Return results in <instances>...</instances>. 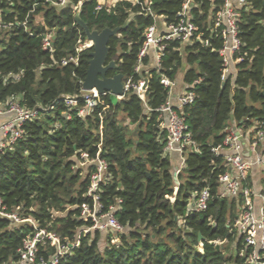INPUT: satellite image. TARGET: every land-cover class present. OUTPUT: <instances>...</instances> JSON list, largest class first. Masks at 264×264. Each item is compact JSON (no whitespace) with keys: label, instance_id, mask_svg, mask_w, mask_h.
Returning <instances> with one entry per match:
<instances>
[{"label":"trees","instance_id":"1","mask_svg":"<svg viewBox=\"0 0 264 264\" xmlns=\"http://www.w3.org/2000/svg\"><path fill=\"white\" fill-rule=\"evenodd\" d=\"M52 1L0 0L1 21L12 24L0 31V103L18 96L26 108L48 106L61 94L81 90L92 48L78 54L76 65L59 63L75 55L77 41L86 38L74 24L77 10L88 27L97 30L120 26L132 14L109 39L107 61L114 60L117 69L106 75L119 71L124 81L147 78V91L145 100L128 90L115 103L110 94H102L87 116L73 114L70 119L64 115L67 107L59 102L48 114L24 123L23 136L0 152L3 210L23 219L0 215V264L47 261L56 250L47 241L37 245L33 263H25L19 254L24 239L41 229L57 235L62 244H73L58 264H244L236 254L241 240L232 226L236 201L218 195L217 180L227 166L212 149L221 145L232 121L245 127L264 121V0H246L239 9L242 59L234 76L221 78L222 59L216 50L222 42L209 29L221 0H193L197 6L190 8L208 45L170 41L164 50L162 73L184 84L202 79L192 87L194 100L182 108L199 152L184 153L178 185L173 180L174 160L163 150L166 131L157 111L168 90L159 81L152 53L135 71L152 17L130 0L100 8H96L99 0H67L61 7ZM182 2L151 0L150 7L170 23L178 19ZM24 20L32 34L21 26ZM46 33L52 37V52L42 48ZM8 74L19 78H6ZM82 152L90 157L99 153L106 161L104 180L97 187L101 212L114 205L122 231L84 232L92 225L81 209L83 204L93 207L87 190L95 164L81 166ZM203 188L210 193L206 209L190 210V202ZM217 242L231 245L235 254L227 256L220 245L216 248Z\"/></svg>","mask_w":264,"mask_h":264},{"label":"built area","instance_id":"2","mask_svg":"<svg viewBox=\"0 0 264 264\" xmlns=\"http://www.w3.org/2000/svg\"><path fill=\"white\" fill-rule=\"evenodd\" d=\"M96 8L102 5L110 6L114 1L99 0ZM116 1V0H115ZM132 3L139 5L141 11L145 15L152 17L153 22L146 28L144 32V41L138 53L135 71H140L141 59L152 53L153 65L158 69V78L160 83L168 90V98L166 102L157 109L159 112L160 127L165 129V140L163 150L165 153L175 150L180 156V167H176L174 171L179 172L184 161V153L191 149L199 152L197 145L191 139L190 131L182 114V108L190 104L195 98V91L192 87L198 84L201 77L194 79L190 84H184L177 80L170 79L161 72L162 57L164 50L170 41H177L179 44H191L194 41L208 45V40L203 38L198 32V27L194 23L190 15V8L197 6L193 0H183L181 9L177 13L178 19L175 22H166L163 15L155 14L150 7L151 0H130ZM218 9L212 15L210 21L212 33L221 38V47L216 51L222 59L221 78L225 80L229 75L234 76L237 68L236 65L241 61L239 57L241 47L243 45L239 36V28L237 20L240 16L239 9L246 3V0H221ZM67 3V0H55L52 4L61 7ZM12 26L11 23L5 24L0 18V31L3 28ZM29 34H32L27 27V21L21 22ZM92 42L85 38L79 39L75 47L76 54L63 57L59 63L67 65L78 63V54L85 49H90ZM42 48L44 50L53 51L52 37L50 33L43 34ZM213 50V49H212ZM185 66V64H184ZM6 78L18 79V74H8ZM82 83V81H81ZM124 94L128 90H133L137 96L145 100L147 91V78H141L137 82L128 78L123 82ZM176 90V91H175ZM107 94V93H105ZM123 94V96H124ZM102 95L96 89L81 90L74 94H61L59 98L48 106H36L26 108L20 104L18 96H11L5 103H0V117L8 115L0 121V152L10 148L15 142L23 136V125L25 122L34 120L41 115L48 114L54 109L57 103H63L67 107L64 112L65 118L70 119L73 114L78 117L87 116L96 106L98 97ZM121 96V97H123ZM120 98V97H119ZM74 111L72 113L71 111ZM228 125L225 128V136L220 146H216L212 151L216 155H222L223 161L227 166V170L219 175L218 195L221 198L235 200L237 205L236 217L233 220V228L236 229L241 246L236 250V254L243 258L244 264H264V182L255 186L250 181V169L258 166L264 169V121H253L248 127L241 123ZM55 128L59 126L56 123ZM248 135V152L250 158H244L242 141ZM82 159L79 164L82 166L86 163H94L95 170L91 175V183L87 190V195L93 199V207L87 204L82 205L81 215L84 218H90L92 225L84 232L91 229H99L104 231H122V226L117 221L114 212L116 207L109 206L105 212H101V203L97 187L99 182L104 180V174L107 169V163L96 153L94 157H90L88 153H81ZM235 170V171H231ZM264 172V171H263ZM210 193L208 188H203L195 195L190 202V210L200 212L206 209ZM121 202L120 199L117 201ZM0 215L13 218L15 221H22L16 214L6 213L3 210L2 200L0 199ZM55 246V252L47 261L42 264H58L59 259L67 255L73 244H62L54 233L46 232L44 229L37 230L32 236L27 237L23 241L19 254L25 263H33L35 260L37 245L46 243ZM117 241V238L112 239ZM78 244V241H76Z\"/></svg>","mask_w":264,"mask_h":264},{"label":"water","instance_id":"3","mask_svg":"<svg viewBox=\"0 0 264 264\" xmlns=\"http://www.w3.org/2000/svg\"><path fill=\"white\" fill-rule=\"evenodd\" d=\"M131 17L132 14L120 26L114 28L104 27L101 30L90 29L87 23L81 19L78 10L73 17L74 24L82 28L86 38L92 42V50L89 52L90 59L88 60V67L81 87L83 90L96 89L99 94H110L114 103L122 98L121 96L124 94V75L119 71L111 76L106 75L109 70L117 69V64L114 60L107 61L108 42L111 36L116 35L128 24ZM182 68H184V65ZM173 180L176 185L179 184L175 171L173 172ZM201 238L202 236L199 234L198 239L200 240ZM216 248L218 249L219 245H216Z\"/></svg>","mask_w":264,"mask_h":264},{"label":"crops","instance_id":"4","mask_svg":"<svg viewBox=\"0 0 264 264\" xmlns=\"http://www.w3.org/2000/svg\"><path fill=\"white\" fill-rule=\"evenodd\" d=\"M115 1V0H114ZM176 91V90H175ZM8 115H2L0 117V121L5 119ZM234 124L233 122L230 123V125ZM247 138L245 140L242 141V147H243V155L244 158H250L251 154L248 152V135H246ZM173 161V169H175L176 167H180L181 161H180V156L179 153L175 150L169 151L168 153ZM231 171H235V170H231ZM250 181L252 184H254L255 186L260 185V183L262 182V180L264 179V169L258 166H254L252 167L250 170ZM263 176V177H262ZM175 190H177V187L175 188Z\"/></svg>","mask_w":264,"mask_h":264},{"label":"rangeland","instance_id":"5","mask_svg":"<svg viewBox=\"0 0 264 264\" xmlns=\"http://www.w3.org/2000/svg\"><path fill=\"white\" fill-rule=\"evenodd\" d=\"M109 1H114V0H109ZM122 121L125 122V120H123V119H122ZM105 233H107V231H105ZM217 245H220L222 247V250L225 251V254L227 256L235 254L234 248L230 247L231 245L227 244L226 242H217Z\"/></svg>","mask_w":264,"mask_h":264}]
</instances>
